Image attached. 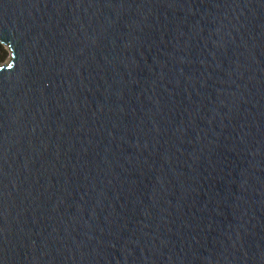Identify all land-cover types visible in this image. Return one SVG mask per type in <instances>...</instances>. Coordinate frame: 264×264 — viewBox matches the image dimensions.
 <instances>
[{
    "label": "water",
    "instance_id": "water-1",
    "mask_svg": "<svg viewBox=\"0 0 264 264\" xmlns=\"http://www.w3.org/2000/svg\"><path fill=\"white\" fill-rule=\"evenodd\" d=\"M0 264H264V0H0Z\"/></svg>",
    "mask_w": 264,
    "mask_h": 264
},
{
    "label": "rangeland",
    "instance_id": "rangeland-1",
    "mask_svg": "<svg viewBox=\"0 0 264 264\" xmlns=\"http://www.w3.org/2000/svg\"><path fill=\"white\" fill-rule=\"evenodd\" d=\"M1 49H0V64L6 62L8 60L9 57V49L8 47H6L5 45H1Z\"/></svg>",
    "mask_w": 264,
    "mask_h": 264
},
{
    "label": "trees",
    "instance_id": "trees-1",
    "mask_svg": "<svg viewBox=\"0 0 264 264\" xmlns=\"http://www.w3.org/2000/svg\"><path fill=\"white\" fill-rule=\"evenodd\" d=\"M1 45H2V44H0V49H1V47H2Z\"/></svg>",
    "mask_w": 264,
    "mask_h": 264
}]
</instances>
